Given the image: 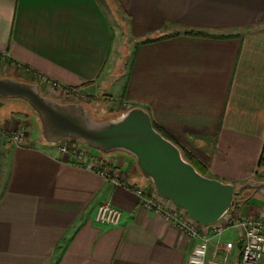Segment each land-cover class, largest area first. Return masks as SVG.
Segmentation results:
<instances>
[{"label": "crops", "instance_id": "0c3cea01", "mask_svg": "<svg viewBox=\"0 0 264 264\" xmlns=\"http://www.w3.org/2000/svg\"><path fill=\"white\" fill-rule=\"evenodd\" d=\"M0 64L142 107L209 177L263 182L264 0H0ZM5 119L0 264H188L195 240L142 206L134 189L152 184L134 158L113 155L128 186L115 184L44 138L16 146L3 132L20 122ZM254 197L210 245L234 241L229 264H242L237 223L264 215ZM107 201L119 226L94 219Z\"/></svg>", "mask_w": 264, "mask_h": 264}, {"label": "water", "instance_id": "95a60500", "mask_svg": "<svg viewBox=\"0 0 264 264\" xmlns=\"http://www.w3.org/2000/svg\"><path fill=\"white\" fill-rule=\"evenodd\" d=\"M3 99H21L36 112L48 143L80 140L98 151L131 155L142 175L158 195L181 208L203 226H212L239 205L244 189L264 197V182L250 181L238 189L200 173L182 149L153 125L150 113L133 107L115 118L95 120L82 103H61L42 93L38 83L0 77V109Z\"/></svg>", "mask_w": 264, "mask_h": 264}, {"label": "built area", "instance_id": "2783aa9c", "mask_svg": "<svg viewBox=\"0 0 264 264\" xmlns=\"http://www.w3.org/2000/svg\"><path fill=\"white\" fill-rule=\"evenodd\" d=\"M53 85H61L54 80H48ZM62 88V89H63ZM66 89H69L66 88ZM70 90V89H69ZM68 91V90H66ZM9 136L16 146L28 143L29 133L24 130H12L3 132ZM61 153L74 157L76 163L83 165L89 170L97 171L104 177L112 180L115 184L128 186L122 181L116 170L115 160L109 161L108 154L99 151L98 155L91 153L92 147L82 141L62 140L57 143ZM135 192L140 198L142 206L162 216V218L174 227L186 233L195 240V244L188 264H229L236 246L234 241H227L210 251V245L214 237L220 238L232 225L225 217L212 226H203L193 219L188 212L157 194L154 187H135ZM124 213L111 202H102L97 206L94 219L97 223L108 226H119L122 223ZM242 228V242L240 259L242 264H260L264 256V215L261 217L246 216L238 223Z\"/></svg>", "mask_w": 264, "mask_h": 264}, {"label": "rangeland", "instance_id": "374dc122", "mask_svg": "<svg viewBox=\"0 0 264 264\" xmlns=\"http://www.w3.org/2000/svg\"><path fill=\"white\" fill-rule=\"evenodd\" d=\"M14 77L20 81H25V82H37L41 87L42 93L50 96L52 98H55L57 101L61 103H69V102H79L82 103L85 108L90 112L91 116L97 120V121H104L108 120L111 118H115L121 113L127 111L128 107L127 104H123L122 102L115 100L112 102H109L108 99L103 97L102 95L101 98H97L94 101L90 100V97L87 96L84 92L80 90H74L69 87V89L62 88L60 85H53L51 82H48V79L38 77L34 75L33 78H28L25 75H21L18 70H14L12 68H8L0 64V77ZM50 81V80H49ZM62 85V84H61ZM68 90V91H66ZM13 118L14 120L19 121V127H12L8 129V131L12 130H21L24 129L26 130L29 135L31 134L32 138H39L43 139V134H42V129H41V123L40 120L36 114V112L29 106L27 102L21 99H7L5 100L4 106L0 109V120L2 119L7 120L5 118ZM4 118V119H3ZM12 121L13 123H17V121ZM2 122V121H1ZM4 123V122H3ZM1 124V123H0ZM3 128V127H2ZM4 129H6L4 127ZM7 131V130H6ZM66 140V139H64ZM53 144V143H51ZM96 152V153H94ZM91 153L93 155H98L99 151L97 149L92 148ZM114 154H126L124 152H115L108 154L107 159L109 161L115 160V157H113ZM128 155V154H126ZM130 156V155H128ZM132 157V156H131ZM133 158V157H132ZM139 170V169H138ZM140 172V170H139ZM142 175V173L140 172ZM143 176V175H142ZM208 176V175H206ZM144 177V176H143ZM209 177V176H208ZM145 178V177H144ZM147 182L151 181L147 178H145ZM264 182V179H261ZM252 181H257L258 180H252ZM250 182V181H248ZM152 184V183H151ZM246 184V183H244ZM244 184H238L236 185V188L238 189L240 186ZM153 187V185H152ZM253 193V189H248L244 192V195H250ZM253 205L256 203L258 207H261L262 204L264 203V199L261 197H254L253 200H251ZM233 211V209L230 210V212ZM261 212V209H259ZM229 214V213H228ZM227 216V215H226Z\"/></svg>", "mask_w": 264, "mask_h": 264}, {"label": "trees", "instance_id": "16d2710c", "mask_svg": "<svg viewBox=\"0 0 264 264\" xmlns=\"http://www.w3.org/2000/svg\"><path fill=\"white\" fill-rule=\"evenodd\" d=\"M193 34H202L201 32H192ZM153 125H154V127L159 131V132H161L165 137H167V138H169V139H171L172 141H174L172 138H171V136L168 134V133H166L165 131H163V129L159 126V125H157L154 121H153ZM70 140H72V141H80V140H73V139H70ZM175 142V141H174ZM176 143V142H175ZM177 144V143H176ZM178 145V144H177ZM183 152V154H184V157L190 162V163H192L196 168H197V170L198 171H200V173H202L203 175H206L207 174V167L206 166H203L199 161H197L190 153H187V152H185V151H182ZM131 156V155H130ZM264 164V159L262 158V159H260V162H259V166H261V165H263ZM246 190H248V189H244V192L246 191ZM244 192L241 194V195H239V196H236L235 198H236V200H240L241 202H240V204H243V203H245V202H247V201H249L250 199H251V197L252 196H254V190H253V193L252 194H250V195H244Z\"/></svg>", "mask_w": 264, "mask_h": 264}, {"label": "flooded vegetation", "instance_id": "af4514ba", "mask_svg": "<svg viewBox=\"0 0 264 264\" xmlns=\"http://www.w3.org/2000/svg\"><path fill=\"white\" fill-rule=\"evenodd\" d=\"M3 101H4V104H5V99H3Z\"/></svg>", "mask_w": 264, "mask_h": 264}]
</instances>
